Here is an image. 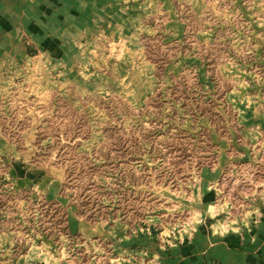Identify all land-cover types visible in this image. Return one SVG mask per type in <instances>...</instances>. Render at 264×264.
<instances>
[{"label":"rangeland","instance_id":"rangeland-1","mask_svg":"<svg viewBox=\"0 0 264 264\" xmlns=\"http://www.w3.org/2000/svg\"><path fill=\"white\" fill-rule=\"evenodd\" d=\"M169 1L177 31L139 35L145 61L104 22L61 71L22 35L35 65L0 86V264H169L217 242L264 264V0Z\"/></svg>","mask_w":264,"mask_h":264},{"label":"crops","instance_id":"crops-1","mask_svg":"<svg viewBox=\"0 0 264 264\" xmlns=\"http://www.w3.org/2000/svg\"><path fill=\"white\" fill-rule=\"evenodd\" d=\"M114 1L117 0H0V86L20 75L27 78L28 70L35 65L28 56V43L22 39L24 34L33 42L35 50L42 52L41 61H44L40 63L56 65L61 71L65 65L74 67L79 63L82 37L88 38L99 23H106V28L117 34L125 45L127 41L132 42L129 50L131 53L134 48L135 53L131 59L144 58V61L143 47L134 42L139 35L177 31L169 0H123L120 5ZM159 14H165V19H159ZM129 59L128 54L122 64L129 63ZM49 94L46 90L43 98L47 99ZM0 142L4 141L0 138ZM249 256L257 258L255 254ZM246 259L245 253L228 250L225 244L217 242L192 248L184 257L176 253L163 260L169 264H205L211 260L218 264H245Z\"/></svg>","mask_w":264,"mask_h":264}]
</instances>
